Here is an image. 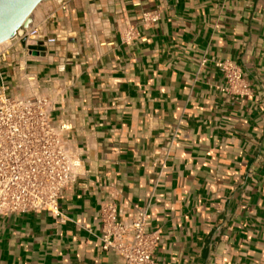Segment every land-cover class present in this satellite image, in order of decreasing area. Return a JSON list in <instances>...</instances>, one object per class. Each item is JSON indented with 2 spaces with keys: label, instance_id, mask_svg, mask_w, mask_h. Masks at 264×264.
Wrapping results in <instances>:
<instances>
[{
  "label": "crops",
  "instance_id": "crops-1",
  "mask_svg": "<svg viewBox=\"0 0 264 264\" xmlns=\"http://www.w3.org/2000/svg\"><path fill=\"white\" fill-rule=\"evenodd\" d=\"M39 5L43 39L13 40L0 90L49 96L83 173L64 218L0 214V264H124L101 247L108 202L124 217L148 209L162 264H264V0ZM222 61L245 94L225 90Z\"/></svg>",
  "mask_w": 264,
  "mask_h": 264
},
{
  "label": "built area",
  "instance_id": "built-area-1",
  "mask_svg": "<svg viewBox=\"0 0 264 264\" xmlns=\"http://www.w3.org/2000/svg\"><path fill=\"white\" fill-rule=\"evenodd\" d=\"M62 8H66V2ZM158 19L156 12L142 14L145 25ZM40 25H23L24 34L16 35L0 48V62L10 53L13 40L38 44L43 39ZM135 33L128 26L122 31L127 41ZM217 66L225 74V90L245 94L248 87L242 70L231 61L219 62ZM53 111L54 103L45 94L10 96L1 87L0 214L48 212L64 218L60 201L83 173V150L67 135L66 124L53 121ZM100 218L104 250L120 255L124 264H162L153 256L160 234L149 228L150 214L146 207H136L132 216L124 217L115 203L108 202L101 207Z\"/></svg>",
  "mask_w": 264,
  "mask_h": 264
},
{
  "label": "water",
  "instance_id": "water-1",
  "mask_svg": "<svg viewBox=\"0 0 264 264\" xmlns=\"http://www.w3.org/2000/svg\"><path fill=\"white\" fill-rule=\"evenodd\" d=\"M43 0H0V43L24 34L23 25ZM39 53L38 51L34 52Z\"/></svg>",
  "mask_w": 264,
  "mask_h": 264
},
{
  "label": "bare ground",
  "instance_id": "bare-ground-1",
  "mask_svg": "<svg viewBox=\"0 0 264 264\" xmlns=\"http://www.w3.org/2000/svg\"><path fill=\"white\" fill-rule=\"evenodd\" d=\"M40 8V5H38L34 11L29 15V17L26 19L25 23H24V26L25 27H29L33 18L35 17L36 13L38 12V9ZM9 43V40L3 42V43H0V48L7 45Z\"/></svg>",
  "mask_w": 264,
  "mask_h": 264
},
{
  "label": "rangeland",
  "instance_id": "rangeland-1",
  "mask_svg": "<svg viewBox=\"0 0 264 264\" xmlns=\"http://www.w3.org/2000/svg\"><path fill=\"white\" fill-rule=\"evenodd\" d=\"M39 10V9H38ZM36 17V16H35ZM35 17L33 18V20H32V22H31V24H30V26L29 27H31V26H33L34 25V23H35Z\"/></svg>",
  "mask_w": 264,
  "mask_h": 264
}]
</instances>
